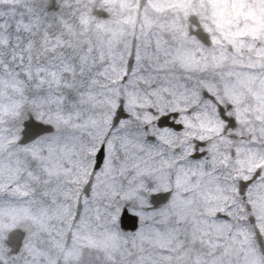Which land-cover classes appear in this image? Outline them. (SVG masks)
Masks as SVG:
<instances>
[{"label":"snow or ice","instance_id":"6c2138e0","mask_svg":"<svg viewBox=\"0 0 264 264\" xmlns=\"http://www.w3.org/2000/svg\"><path fill=\"white\" fill-rule=\"evenodd\" d=\"M0 264H264V0H0Z\"/></svg>","mask_w":264,"mask_h":264}]
</instances>
